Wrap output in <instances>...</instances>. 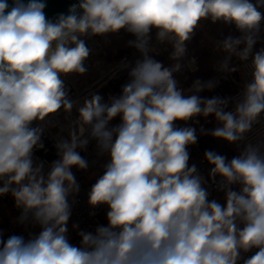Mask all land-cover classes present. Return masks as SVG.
<instances>
[{
    "label": "clouds",
    "instance_id": "clouds-1",
    "mask_svg": "<svg viewBox=\"0 0 264 264\" xmlns=\"http://www.w3.org/2000/svg\"><path fill=\"white\" fill-rule=\"evenodd\" d=\"M46 6L0 0V196L10 193L20 222L31 218L41 229L7 238L0 231V264H264V138L248 140L264 121V46L256 48L264 45V0H75L54 18ZM203 21L239 33L213 49L226 53L225 73L238 70L232 57L250 61L251 78L236 97L200 96L214 80H195L189 95L178 87L175 74ZM122 31L140 53L129 82L119 97L104 102L93 92L81 105L66 78L88 73V40ZM153 39L171 45L170 66L150 55ZM195 65L192 57L189 69ZM209 116L218 125L212 138L239 149L230 160L204 154L224 203L209 199L205 178L189 165L196 129L177 125ZM57 125L68 135L57 140L60 159L45 174L34 151L44 148L46 126ZM89 139L108 157L88 194L92 208L107 207V223L78 230L74 244L69 196L79 185L72 169L88 168L77 148Z\"/></svg>",
    "mask_w": 264,
    "mask_h": 264
},
{
    "label": "built area",
    "instance_id": "built-area-1",
    "mask_svg": "<svg viewBox=\"0 0 264 264\" xmlns=\"http://www.w3.org/2000/svg\"><path fill=\"white\" fill-rule=\"evenodd\" d=\"M152 46L156 48V53L158 55H169L171 52V45L164 44V45H157L155 42V39H153ZM264 46L262 44L256 45V48ZM138 52V51H137ZM137 52H133L137 53ZM226 53L222 56L220 61H217L214 63L213 68V74L206 79L208 80H214L217 82H223L233 88L232 92L225 93L220 88L216 87L217 96L222 98L227 97H236L240 91L243 88L244 83L250 80L251 78V68H250V61L247 63L240 62L236 57H232L230 61V66H236L237 71L235 73H225L219 70V65L225 58ZM195 57V55L190 51L188 48L187 56L182 61H180L183 65V71H185L187 74L192 75L198 70V64L196 61V71H191L189 69V60ZM126 58V57H125ZM196 59V58H195ZM130 77L124 76V84L129 82ZM197 79H194L193 77L190 79V85L194 83V81ZM204 82V81H202ZM72 93V92H71ZM185 95H189L188 91L184 93ZM234 104L230 102L229 108H233ZM75 118V116H73ZM60 125H65L67 122L64 120H59ZM184 126H191V125H184ZM183 126V127H184ZM192 127V126H191ZM198 132L199 136L204 135V133L201 132V129L203 128L201 125L197 124L195 127ZM205 132L208 130H211V127L203 128ZM67 131L60 132L59 131V125H57L56 129H53L51 126H46V130L42 136V141L44 143V148L35 150L34 151V160L37 163L42 162L43 163V171L45 174L50 170L51 165L54 161L60 159V156L57 154L58 150L56 148V142L59 139L60 136H63L64 138H67ZM88 133H85V136L87 137ZM264 138V121L261 122V124H258L253 127V130L251 133L248 134V140L255 142L257 140H260ZM92 139H89V143L86 146V148H77V151L80 153V155L88 162V168L86 170H79L77 168H73L72 171L75 174L76 182L79 185V192L75 194H70L69 196V203L71 205V216L70 220L72 222V229L76 231V234L78 230H93L97 224H103V221L106 217L107 207L106 206H99L96 208H92L88 203V194L91 190L92 185L96 182L98 177L102 175L104 168H102L103 161L106 154L101 156L99 155V150L95 143H91ZM54 150L56 153V156L54 159L50 160L44 155L41 156L39 154V151H42L43 153H47L50 150ZM189 153H191V148L188 147ZM233 158L232 156H229L228 159L230 160ZM196 163L199 166V168H208L209 165L205 159L204 153L198 154V157L196 159ZM94 171V172H93ZM93 172V173H92ZM219 179V178H218ZM217 179V180H218ZM0 186H2V182H0ZM204 186L209 191V199L213 196L214 191L218 190V187L213 181H208L204 184ZM239 186L234 185V189H238ZM0 201L5 204L10 211V217L7 221L0 224V231L3 232V235L5 238H7L9 235L12 234H18V235H24L28 236L29 233H31L38 225L35 224L31 218H29L28 221H25L24 223L20 222V215L22 212V208H19L16 206V202L14 198L11 196V194L0 196ZM73 225H78V229L74 228ZM71 230V229H70ZM69 233H73L72 231H69ZM75 241L79 243V237L75 236ZM252 253H248L247 255H251Z\"/></svg>",
    "mask_w": 264,
    "mask_h": 264
},
{
    "label": "crops",
    "instance_id": "crops-1",
    "mask_svg": "<svg viewBox=\"0 0 264 264\" xmlns=\"http://www.w3.org/2000/svg\"><path fill=\"white\" fill-rule=\"evenodd\" d=\"M202 25H203L202 28L197 30V34L194 37V39L188 44V48L195 55L198 64V70L192 75L187 74L185 71H183V69L181 70L180 73L175 74V78L178 81V87L182 88L184 90V93L188 91L190 85V79L192 77L194 79L205 81L213 74L214 63L220 61L222 56L225 54L222 51L213 50L215 47V42L218 40H223L228 35H233V36L239 35V33L235 31L234 26H226L222 23L211 24L209 21H203ZM154 35L155 34L153 33V37ZM105 38L108 39V42L110 43L109 46L111 47L110 51L112 52L111 59L107 62L106 65L108 70L105 72V74L112 67L116 65H118L117 70L113 73V75H111L109 78L105 80L106 82H104L100 86L94 85L96 86L94 87L92 84L99 78L103 77L104 75L92 81L88 85V87L92 85L94 89H91V91H89V93H86L85 96H89L90 93L97 92L98 90H100L98 94H100L103 97L104 102H108L110 96L119 97L122 94V86L124 85V76L126 75L129 77L128 71L130 70V67L134 65L135 61L140 58V53L137 52L135 48L130 47L127 43L129 40L134 39V37L131 34L122 31L118 35L109 34L107 37H103V39ZM130 52L132 53L137 52V53L132 56L130 54L127 55ZM150 55H155V58L159 61H162L165 64V66H170L172 63H174V61L169 59V55L163 56L154 53H150ZM123 57H126L127 59L125 61H121ZM125 64L128 65V67H123V65ZM119 77L122 79L120 80ZM216 87L220 88L225 93H229L233 91V88L231 86L221 81L217 83ZM216 87L211 91L205 90L199 93V95L207 98H211L212 96H217ZM75 115H76V111L74 110L73 116ZM59 119L60 120L63 119L62 114L59 117ZM119 122H120L119 118H116L112 122H110V126L117 124ZM212 123H215V119L209 116L207 118H203V117L195 118L194 120L189 121L187 124L191 125L192 127H195L197 124H199L203 128H206L212 125ZM187 124H184L183 122H177V125L181 127ZM52 128L56 129V127H52ZM196 135L198 137L197 143L195 145L189 146L191 148L189 163L190 161H194L198 157V154L200 153L205 154V152L208 150L214 151L221 155H225L227 158L230 156L228 154L232 153L230 147L223 146L222 144H220V141L217 140L215 145L213 143H210L209 141H204V140L199 141L200 139H202L203 135L199 136L197 131H196ZM91 143L96 144V141L92 139ZM231 148L233 149V145H231ZM39 154L41 156L44 155L50 160L54 159L56 156L55 151L52 149L47 153H43L42 151H39ZM107 160L108 157L106 156L103 161L102 168L103 165L107 162ZM198 167H197L198 172L205 178V180H208L210 166L209 169L206 170L201 169L203 171H201ZM224 198L225 197L223 196V192L221 190H218L214 194V196H212V199H216L221 203H224ZM2 205L6 207L8 219H9L10 217L9 208L3 203ZM106 223L107 221L105 218L103 224Z\"/></svg>",
    "mask_w": 264,
    "mask_h": 264
},
{
    "label": "rangeland",
    "instance_id": "rangeland-1",
    "mask_svg": "<svg viewBox=\"0 0 264 264\" xmlns=\"http://www.w3.org/2000/svg\"><path fill=\"white\" fill-rule=\"evenodd\" d=\"M87 43H88V46L92 49V53H91L89 59L86 61V66L88 67V73L86 75H84V76L66 78V83L70 87L71 92H72L71 93V97L73 99H78L80 101L81 105L83 103V99L85 97H87L85 95H86V93H88V91H85V89L90 87V86L88 87V85L92 81H94L95 79L101 77L102 75H105V72L108 70V68L106 67L107 62L111 59V55H112V52L110 51L111 47L109 46L110 43L108 42V39H106V38L103 39V37H94V38L88 40ZM129 54L132 56V55H134L136 53L133 54L132 52H130L127 55H129ZM123 60H125V57H123V59L121 61H123ZM116 66L118 67V65H116ZM116 70H117V68H116ZM121 79L122 78H120V80ZM94 87H96V86H94ZM94 87H92L91 89H94ZM99 91L100 90H98L95 93H98ZM217 126H218L217 122L215 121V123H212V125H210L209 127H211V130H212V129H214ZM211 130H208L206 132L207 134H204L202 139H200L199 141H201V140L209 141L210 143H213V144L216 145V142H217L218 139H213L212 138ZM218 141H220V144H222L223 146L230 147V150L232 151V153H229L228 155L234 157V156L239 154V149L237 148L236 145H233V149H232L230 144H227L226 142H224L222 140H218ZM196 159L194 161H190L189 165L190 166L191 165H196V167H198L197 163H196ZM199 169L201 170L202 168H199ZM206 169H209V167L208 168H204V170H206ZM201 171H203V170H201ZM208 181H211V180H209V179L206 180V182H208ZM218 190L214 191L213 196ZM223 196H224V192H223ZM210 199H212V197ZM7 219H8L7 209L0 202V224L5 222ZM40 230H41L40 226L38 225L31 233L38 234ZM69 231H72L73 233L70 234ZM76 235H77L76 231L74 229H72V222L69 219V221H68V236H69L70 241L72 243H74V244H78L75 241V236Z\"/></svg>",
    "mask_w": 264,
    "mask_h": 264
},
{
    "label": "water",
    "instance_id": "water-1",
    "mask_svg": "<svg viewBox=\"0 0 264 264\" xmlns=\"http://www.w3.org/2000/svg\"><path fill=\"white\" fill-rule=\"evenodd\" d=\"M74 2L75 0H46V16L54 18L59 13H66L69 5Z\"/></svg>",
    "mask_w": 264,
    "mask_h": 264
},
{
    "label": "bare ground",
    "instance_id": "bare-ground-1",
    "mask_svg": "<svg viewBox=\"0 0 264 264\" xmlns=\"http://www.w3.org/2000/svg\"><path fill=\"white\" fill-rule=\"evenodd\" d=\"M122 59H123V58H122ZM125 60H126V58H125ZM125 60H123V61H125ZM120 66H121V65H120ZM116 68H117V66L112 67V69H111L110 71H108L107 74H105L103 77L99 78V79L93 84V86H94V85H96V86H100V85H102L104 82H106L105 80H106L107 78H109L111 75H113V73H114V71L116 70ZM93 86L91 85L89 88L85 89V91H88V93H89V91H91V87H93Z\"/></svg>",
    "mask_w": 264,
    "mask_h": 264
}]
</instances>
